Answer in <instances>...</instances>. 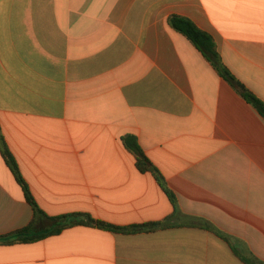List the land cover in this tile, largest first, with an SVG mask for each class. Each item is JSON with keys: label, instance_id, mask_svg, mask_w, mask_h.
Returning a JSON list of instances; mask_svg holds the SVG:
<instances>
[{"label": "crops", "instance_id": "1", "mask_svg": "<svg viewBox=\"0 0 264 264\" xmlns=\"http://www.w3.org/2000/svg\"><path fill=\"white\" fill-rule=\"evenodd\" d=\"M171 15L209 32L264 102V0H0V132L41 210L122 227L172 215L128 134L179 206L157 232L0 243V264H244L203 222L264 263V118ZM33 220L0 153V237Z\"/></svg>", "mask_w": 264, "mask_h": 264}, {"label": "trees", "instance_id": "2", "mask_svg": "<svg viewBox=\"0 0 264 264\" xmlns=\"http://www.w3.org/2000/svg\"><path fill=\"white\" fill-rule=\"evenodd\" d=\"M169 26L176 32L186 37L194 47H196L206 58V60L213 66L216 72L225 79L240 95L250 103L264 118V102L259 99L252 91H250L223 63L222 57L219 53L217 43L214 37L207 31L201 29L191 19L180 16L171 15L168 18ZM122 145L136 159V167L141 173H151L155 177L158 185L168 197L171 202L174 212L166 219L157 222H148L143 224H136L131 226H117L96 219L89 214L75 213L62 216L51 217L41 210L37 204L31 189L20 171V167L9 149L3 135L0 132V153L5 164L13 174L16 182L21 187L26 201L34 210V220L32 223L20 230H17L9 235L1 236L0 243H34L41 241L47 237L57 235L63 230L77 225H85L97 228L103 231L121 233V234H138V233H152L160 230H165L173 227V221L179 211L178 200L175 192L170 189L164 176L151 163L145 155L142 147L139 144L138 138L134 135H125L121 138ZM42 219L45 222H42ZM202 228L212 231L218 237L222 238L229 245L232 246L234 254L244 264H264L254 255H244L233 247L230 238L222 231L214 227L208 222H203Z\"/></svg>", "mask_w": 264, "mask_h": 264}]
</instances>
